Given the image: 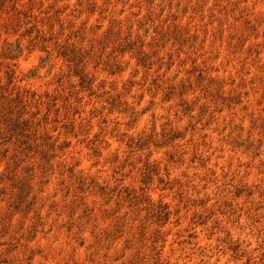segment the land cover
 Listing matches in <instances>:
<instances>
[{
	"label": "rangeland",
	"instance_id": "1",
	"mask_svg": "<svg viewBox=\"0 0 264 264\" xmlns=\"http://www.w3.org/2000/svg\"><path fill=\"white\" fill-rule=\"evenodd\" d=\"M0 264H264V0H0Z\"/></svg>",
	"mask_w": 264,
	"mask_h": 264
}]
</instances>
